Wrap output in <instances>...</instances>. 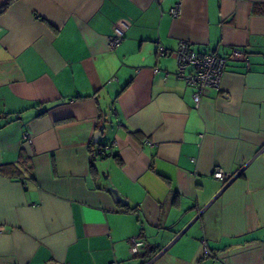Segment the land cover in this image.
Instances as JSON below:
<instances>
[{"label":"crops","instance_id":"1","mask_svg":"<svg viewBox=\"0 0 264 264\" xmlns=\"http://www.w3.org/2000/svg\"><path fill=\"white\" fill-rule=\"evenodd\" d=\"M7 1L0 264H264V0ZM181 40L227 58L198 107Z\"/></svg>","mask_w":264,"mask_h":264},{"label":"built area","instance_id":"2","mask_svg":"<svg viewBox=\"0 0 264 264\" xmlns=\"http://www.w3.org/2000/svg\"><path fill=\"white\" fill-rule=\"evenodd\" d=\"M171 13L177 15L179 13V5L176 4L175 7L171 9ZM129 28V21L126 19L118 20L114 26V34L108 39V47L113 49L118 46ZM157 53L163 56L166 54V50L162 45H159ZM176 57L177 69L175 76L194 88L192 99L194 106L198 107L207 89L211 88L218 90L220 88L227 58L217 54L215 51L196 52L185 40L179 41L176 49ZM244 57L245 53L243 51L233 49L231 58ZM25 140L28 143L32 142L29 135H25ZM212 175L214 178L225 182L229 181L232 177L230 173L221 168H215ZM144 245L145 241L140 235L129 239V251L133 255L141 253ZM107 264L120 263L117 261H110Z\"/></svg>","mask_w":264,"mask_h":264},{"label":"water","instance_id":"3","mask_svg":"<svg viewBox=\"0 0 264 264\" xmlns=\"http://www.w3.org/2000/svg\"><path fill=\"white\" fill-rule=\"evenodd\" d=\"M97 135L95 136L94 138V141H97ZM109 190L114 194V196L116 197V199L118 201H121V202H125L124 199H122V197L115 191V189H113L112 187L109 188Z\"/></svg>","mask_w":264,"mask_h":264},{"label":"trees","instance_id":"4","mask_svg":"<svg viewBox=\"0 0 264 264\" xmlns=\"http://www.w3.org/2000/svg\"><path fill=\"white\" fill-rule=\"evenodd\" d=\"M13 0H8L5 4L2 5L1 10L5 9ZM101 148L98 149V152H101Z\"/></svg>","mask_w":264,"mask_h":264}]
</instances>
